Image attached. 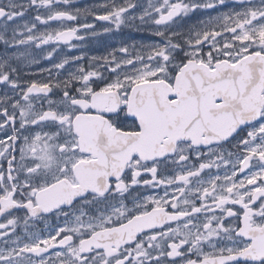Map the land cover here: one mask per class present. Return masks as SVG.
I'll return each instance as SVG.
<instances>
[{
  "label": "snow or ice",
  "instance_id": "snow-or-ice-1",
  "mask_svg": "<svg viewBox=\"0 0 264 264\" xmlns=\"http://www.w3.org/2000/svg\"><path fill=\"white\" fill-rule=\"evenodd\" d=\"M225 2L157 0L137 16L132 0H113L88 12L115 30L153 25L161 38L100 57L112 77L78 65L20 89L16 69L0 63V84L21 92L0 108V264H264V0L177 28V18ZM60 4L70 0H28L47 26L37 32L18 23L24 5L3 0L0 41L54 45L46 58L76 47L95 25L65 24L79 17ZM141 185L163 194L128 207ZM51 216L64 223L31 231Z\"/></svg>",
  "mask_w": 264,
  "mask_h": 264
},
{
  "label": "flooded vegetation",
  "instance_id": "flooded-vegetation-1",
  "mask_svg": "<svg viewBox=\"0 0 264 264\" xmlns=\"http://www.w3.org/2000/svg\"><path fill=\"white\" fill-rule=\"evenodd\" d=\"M3 2V0H0ZM127 0H115L116 4H125ZM133 3L137 5L136 8L130 9V12L139 16L145 9H148L149 4H154L157 0H132ZM255 3H259V0H254ZM18 3L24 5V16L18 18V23L21 25L25 22L28 23H36L37 24V32L46 30L45 25L39 24V22L34 21V17L37 14V9L28 6V0H18ZM113 0H70V4L63 5L60 4L58 7L71 11L73 14H77L79 19L77 21H66L65 24H70L72 26H76L83 22L93 23L95 25L94 29L86 30L81 29V32L88 33L86 35L85 41H76L73 40L72 43L77 45L72 49H68L64 45H60L56 52L53 53L51 58L47 57V51L51 50L54 45H42L40 48H36L34 45H13L8 44L5 45L3 41H0V63L4 61L8 62V68L16 69L15 72L11 73V77L16 79L20 89H26L30 82L32 81H46V80H56V79H67L70 74L77 72V66L83 65L85 69L88 70H98L103 73L105 76L112 77L113 73L107 71L105 67H103V61L100 60V57L107 56L114 49L119 48L121 45H127L131 47L133 44L137 49H140L141 46L147 47L148 45L154 43H160L161 38L154 36L147 29L154 27L153 25H144L141 26L140 30H137L135 27H125L122 26L120 30H115L114 26L108 24L106 21L96 20L94 15H88V12L104 14L106 8L104 5H111ZM230 5L233 6L234 10H241V6L236 3V0H226L224 5H220L217 9L213 10H197L193 13H190L188 16L184 17L182 20H179V24L177 28L180 31L185 33L188 32L193 27H199L201 25V21H207L209 19V15L215 17L217 14L220 15L222 13H229ZM77 9H79V13H77ZM39 11L43 14L44 9H39ZM12 27L16 25L13 22H8ZM53 26L57 24V22H51ZM136 24H139V21H135ZM105 27H112L113 30L110 32H105ZM95 31L97 35L93 36L90 33ZM12 34L11 28H9L7 35L10 38ZM207 51V49H205ZM117 55H121L117 53ZM73 56H82V60L73 61L70 60L68 64L65 65L64 69H56L54 67L55 63L60 62L65 58H71ZM92 57H97L96 61H91ZM90 64L92 67L90 68ZM57 90H54V92ZM21 92L19 89H12L9 85L0 84V108H2L5 104H10L12 101L16 99H20ZM54 99L58 98L53 96ZM23 103V101H21ZM12 109L9 107V112ZM3 117L0 116V120ZM4 132L0 131V138L4 137ZM9 143H11L9 141ZM19 143V141H18ZM232 150L235 151L234 148L228 146L225 151ZM18 156V153H17ZM5 162V167H6ZM223 171V169H221ZM131 195L128 197L126 203L128 207L133 206V201L137 198L143 199L148 195H162L163 192L161 189H147L144 186H133L130 189ZM18 217H23L24 212L18 211L16 213ZM3 218H0L2 220ZM65 218L60 217L57 219L55 216H51L46 221H36L30 222L29 227L31 231L47 235L49 231L57 227L58 225H62L64 223ZM17 232L23 236L24 235V224L21 220L19 226L17 227ZM0 247H3L0 244ZM52 251V250H50Z\"/></svg>",
  "mask_w": 264,
  "mask_h": 264
},
{
  "label": "rangeland",
  "instance_id": "rangeland-1",
  "mask_svg": "<svg viewBox=\"0 0 264 264\" xmlns=\"http://www.w3.org/2000/svg\"><path fill=\"white\" fill-rule=\"evenodd\" d=\"M241 10H242V9H241ZM229 11H230V12H234V11H240V10H234L233 6L230 5V7H229ZM216 16H218V14H217Z\"/></svg>",
  "mask_w": 264,
  "mask_h": 264
}]
</instances>
